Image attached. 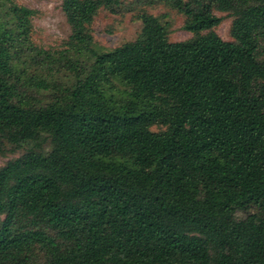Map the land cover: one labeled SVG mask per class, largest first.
I'll use <instances>...</instances> for the list:
<instances>
[{"label":"trees","instance_id":"obj_1","mask_svg":"<svg viewBox=\"0 0 264 264\" xmlns=\"http://www.w3.org/2000/svg\"><path fill=\"white\" fill-rule=\"evenodd\" d=\"M158 4L193 38L170 41ZM101 9L140 10V36L101 50ZM62 10L45 48L37 11L0 0V155L25 149L0 169V264H264V0Z\"/></svg>","mask_w":264,"mask_h":264},{"label":"rangeland","instance_id":"obj_2","mask_svg":"<svg viewBox=\"0 0 264 264\" xmlns=\"http://www.w3.org/2000/svg\"><path fill=\"white\" fill-rule=\"evenodd\" d=\"M17 3L37 11L34 17V41L45 48H60L67 41L71 29L62 10L63 0H15ZM130 2V1H127ZM142 10L160 17L168 27L169 40L172 42L185 41L193 38L194 34L184 29L185 17L171 7L158 4L142 7ZM140 11V10H139ZM139 11L125 14H113L106 9H101L94 18L92 31L95 42L101 50H111L126 42L136 40L143 29V22L138 19ZM223 18L222 23L215 28L217 33L228 41H233L232 25L234 18L229 12L215 11ZM123 90V87H120ZM120 92V91H119ZM119 95H121L119 93ZM155 130L158 127L154 128ZM46 149H51L47 143ZM25 149H17L0 155V169L10 160L23 154ZM244 214H240L243 217Z\"/></svg>","mask_w":264,"mask_h":264}]
</instances>
